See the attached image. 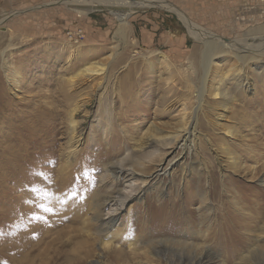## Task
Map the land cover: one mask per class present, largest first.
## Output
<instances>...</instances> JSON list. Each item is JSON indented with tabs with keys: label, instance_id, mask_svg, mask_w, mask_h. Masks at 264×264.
Masks as SVG:
<instances>
[{
	"label": "rangeland",
	"instance_id": "rangeland-1",
	"mask_svg": "<svg viewBox=\"0 0 264 264\" xmlns=\"http://www.w3.org/2000/svg\"><path fill=\"white\" fill-rule=\"evenodd\" d=\"M164 1L200 30L264 42V0ZM6 15L3 76L6 60L60 107L64 79L62 94L87 106L78 156L68 161L59 125L53 166L38 160L52 172L51 205L33 217L41 225L15 247L14 226L0 220V264H264V200L252 194H264V53L224 48L204 91L206 47L173 9L0 0ZM89 65L106 70L79 80Z\"/></svg>",
	"mask_w": 264,
	"mask_h": 264
},
{
	"label": "bare ground",
	"instance_id": "bare-ground-1",
	"mask_svg": "<svg viewBox=\"0 0 264 264\" xmlns=\"http://www.w3.org/2000/svg\"><path fill=\"white\" fill-rule=\"evenodd\" d=\"M74 1L84 2V0H71V3ZM97 1L98 0H89V3H96ZM101 3L131 8L157 5L176 11L181 19L188 25L191 33H196L197 38L202 41L206 47L204 56V91L207 81L210 79L213 58L222 52L224 48L237 50L239 53H249L253 57L255 56L254 54L260 55V53H264V50H262L264 49L263 41L237 43L210 31L200 30L181 9L172 7L169 3H165L164 0H101ZM7 15L0 18V24L8 18ZM115 15L119 21L127 24L130 11L115 12ZM263 28L264 26L259 29ZM4 58L7 57L4 56ZM6 63L8 62L5 60L2 67L5 71V76L0 72V134L5 133L2 136L0 135V161L2 160L1 162L8 165V171L6 172L0 168V220L3 219L5 225L11 224L14 226V230H12L11 233L13 245L17 247L18 244H25L33 235L35 229L37 230L36 226L41 225L40 222L45 219L44 216H40L41 218L35 220L33 218L34 215H41L38 214V211H41L45 207L48 208L51 205V200L44 199L43 196L49 193L45 186L52 179V172L48 171V166L42 167L38 165V160L40 161L43 157L49 156L48 161L45 160L44 164H51L53 166L54 160H56L58 154L55 146L56 141H49V138L58 132L59 125L67 126L69 129L70 139L66 148V152L69 154L68 161L70 156H72L73 159L75 156H78L76 153L82 141V135L79 129L81 125L79 123H84L83 119L78 120V117L82 112V108L84 109L87 105L82 102L84 98L81 101H79L80 99L77 100L75 93L65 92V94H62V92L64 93V79H60L61 83L59 88H61L62 92H60L61 94L57 98L58 101L64 103L63 107H60L54 102H52V104L44 100L42 98L44 96L41 94L33 93L34 88L29 85L25 86L23 79L24 75L21 69H18L17 66L10 69ZM74 67L71 69L75 71L76 68ZM104 70H106L105 67H93V65H89L81 68L76 73V77H78V79L80 77H91L94 73H102ZM71 79L72 78H70L69 81L72 85H78L79 81H77V79ZM74 88L71 87L70 90ZM8 89H10L13 96L21 97L20 99H23V101L15 103L11 96H9ZM23 89H26V91ZM204 91L202 93H204ZM214 94L215 96H226L225 87H219L218 91ZM200 101L202 102V100ZM85 113L88 114V110H86ZM6 128L8 130L4 132ZM195 130L196 124H193L192 130L190 131L191 135L196 134ZM187 135L188 131L185 132L183 136ZM119 194L122 195L120 191ZM252 194H254L256 198H259L260 201L264 200V194L258 192H253ZM123 196V200L125 201L130 195L125 194ZM255 205L257 208H263L264 206V204L262 205L261 203H255ZM240 222L244 223L242 227H240L243 228V226L246 225V221L242 219Z\"/></svg>",
	"mask_w": 264,
	"mask_h": 264
}]
</instances>
